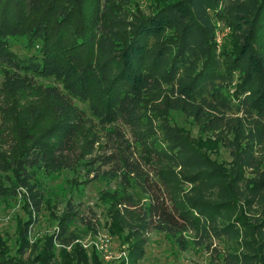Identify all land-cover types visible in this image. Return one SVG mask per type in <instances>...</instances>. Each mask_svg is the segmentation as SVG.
I'll list each match as a JSON object with an SVG mask.
<instances>
[{
	"label": "trees",
	"instance_id": "1",
	"mask_svg": "<svg viewBox=\"0 0 264 264\" xmlns=\"http://www.w3.org/2000/svg\"><path fill=\"white\" fill-rule=\"evenodd\" d=\"M76 1L0 0V196L22 194L40 214L34 172L82 167L88 184L118 182L113 229L125 233L133 263L159 232L182 250L204 249L210 264H264V50L253 41L264 0H169L139 15L125 8L129 0H96L83 25ZM218 20L236 38L222 54ZM20 36L41 43L35 57L11 50ZM35 92L53 108L50 123L28 104H8ZM172 113L194 121L200 138ZM210 136L231 167L203 149L215 147ZM75 221L96 231L98 213L69 202L55 234L64 247L78 240ZM44 264L58 262L48 255Z\"/></svg>",
	"mask_w": 264,
	"mask_h": 264
},
{
	"label": "rangeland",
	"instance_id": "2",
	"mask_svg": "<svg viewBox=\"0 0 264 264\" xmlns=\"http://www.w3.org/2000/svg\"><path fill=\"white\" fill-rule=\"evenodd\" d=\"M162 1L169 0H129L125 8L133 15L149 14ZM95 2L96 0H77L76 8H81L83 12H80L81 17L75 22L85 24L87 21L85 15L93 13ZM235 41L229 21L218 20L214 37L216 51L222 54L233 50L236 46ZM253 41L258 50H264V29H261ZM10 48L18 57L29 59L39 52L41 43L32 42L27 36H20L10 39ZM2 80H5V76L0 68V82ZM37 81L40 85H50L41 77H38ZM8 104L14 106L13 111L27 104L36 108L46 116L44 123H50L48 121L54 118L49 100L38 92L30 98L27 94L13 96L8 100ZM77 105L87 110L85 105L79 103ZM171 120L173 124L183 128L191 139L200 138L199 127L185 114L172 113ZM17 128L14 127L13 138L19 143ZM213 139L216 140L213 145L215 147L210 150L203 146V149L211 158L227 168L231 167L230 152L217 138ZM204 140H207L206 136ZM34 176L44 196V207L40 214L34 211L22 194L0 196V264H44L48 255H52L58 264H135L130 259L128 244L124 241L125 233L113 229L111 205L113 196L120 192L117 181L100 180L88 184L85 182L82 167L55 173L37 170ZM250 176L252 174L247 172L246 177ZM71 201L92 207L98 213L99 223L96 231L78 221L71 223L70 232H75L78 240L74 245L64 247L58 243L55 234L60 219ZM25 242L29 244L26 249ZM136 264H210V257L204 249L196 248L192 244L186 250H182L176 237L154 232L150 235L145 256Z\"/></svg>",
	"mask_w": 264,
	"mask_h": 264
}]
</instances>
